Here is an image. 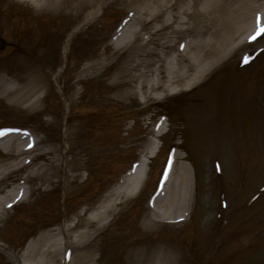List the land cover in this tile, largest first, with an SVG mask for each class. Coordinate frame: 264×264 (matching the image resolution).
<instances>
[{"label":"rangeland","instance_id":"1","mask_svg":"<svg viewBox=\"0 0 264 264\" xmlns=\"http://www.w3.org/2000/svg\"><path fill=\"white\" fill-rule=\"evenodd\" d=\"M149 1L162 0H0V78L6 86L33 88L23 103L0 95V130L38 139L33 152H43L0 181V195L27 188L0 214V244L10 254L41 232L89 220L159 125L144 188L115 199L94 243L97 259L84 264H131L129 251L140 254L139 264L145 257L155 264L161 252L168 264H264V35L248 37L257 14L264 22V0L234 11L229 6L242 0H195L194 12L190 0H167L155 20L137 26L149 31L162 15L181 20L184 31L166 24L153 34L149 52L132 56L135 38L120 30ZM217 7L224 23L212 18ZM225 33L240 43L210 65L209 48L189 44V55L208 52L189 63L187 78L206 65L195 83L186 85L185 78L142 95L152 67L162 69L158 55L173 59L189 41L214 43ZM140 65L144 80L137 89ZM9 157L0 148V159ZM169 162L188 170L190 203L180 220H152L148 203ZM34 169L42 175L27 177ZM87 224L90 230L96 222ZM7 253L0 250V264H17Z\"/></svg>","mask_w":264,"mask_h":264},{"label":"bare ground","instance_id":"2","mask_svg":"<svg viewBox=\"0 0 264 264\" xmlns=\"http://www.w3.org/2000/svg\"><path fill=\"white\" fill-rule=\"evenodd\" d=\"M94 0H89V3H92ZM195 0H190V5H187L194 12L193 3ZM167 0L162 1H149L146 5H143L141 8L135 7L136 13L138 14L137 19L131 17L127 18L126 23L121 27V34L129 33L130 38L133 40L135 38L134 51L132 56L138 55L140 52H149L151 40H153V34L155 31H159L160 28L165 26L166 24L170 26L173 31L180 32L184 31L182 28V21L179 19L167 17V19L158 18L159 24L157 26H153L149 31H143L138 24L146 22L150 20H155L157 17L155 16L161 10L160 6L165 5ZM242 3L243 6H248L250 8H254L253 2L249 0H242L237 4H232L229 10L237 9L238 4ZM215 5V3L213 2ZM241 5V6H242ZM226 6V5H225ZM216 7V5L214 6ZM187 8V7H186ZM190 9V10H191ZM218 14L212 16V18L218 23H224L223 17L220 15V8L217 7ZM133 10V9H132ZM184 10V9H183ZM181 11L180 14L184 11ZM135 12V10H133ZM157 12L155 15H153ZM231 15V14H230ZM145 17V18H144ZM154 17V18H153ZM235 20L236 17H233ZM135 22V23H134ZM234 24V21H233ZM245 28L236 29V32L243 33ZM197 34V33H196ZM251 34V31H250ZM126 35V34H125ZM214 36V43L208 40H192L187 43L185 48L176 49L177 53L173 57V59H165L164 53L158 55V57L162 59V69L159 70V64H156L151 69V77L145 81V89L144 91H140L142 95L145 97L148 96L149 92L153 89L161 87L163 91L167 90L169 86L172 84L178 85L180 81H183L187 78V68L191 65L189 63H194L193 61H198L199 56L204 57V55L208 52H198L194 51L189 55L187 53V48L190 46H194L195 50H198V45L204 44L211 51L212 58L211 60H207L206 64L210 65L218 60L224 58V56L228 55L232 50L235 49L238 43H240L236 38L231 34L225 33L224 35ZM124 37V36H123ZM232 38L231 43H228V39ZM167 41V40H165ZM116 47H119V44H116ZM121 47V46H120ZM182 52H179V51ZM152 51V49H151ZM179 52V53H178ZM188 58L187 64H181L178 62V59ZM141 66V65H140ZM198 66V65H197ZM206 65L202 67H197L194 74L191 77L187 78L186 85H190L194 81H197L202 73ZM143 70L136 69V84L135 88L141 89L142 87V76ZM142 76V78H141ZM195 83V82H194ZM33 87V85H32ZM33 88L29 85L23 86H6L4 80L0 78V95L4 97L7 102L11 103H23L29 99L30 95L33 94ZM38 98L32 99L33 102H37ZM31 107V106H29ZM31 108H34L32 105ZM159 128H157L152 135L151 141H149L143 150L140 152L139 157L135 165L128 170L121 177L118 184L109 190L105 195H103L102 200L96 206H94V212L86 220V222L74 221L72 224L60 225L56 229H49L47 231L41 232L33 237L30 240L24 249L18 255L14 253H7L9 256L17 264H84L86 260L91 259L93 262L97 259L93 256L94 243L96 242V238L101 229L104 226L108 225V216L111 214V210L113 208V204L115 199H120L122 196H134L138 192H140L144 187V182L146 180V170L147 164L149 162V158L158 150L156 148L155 138L159 136ZM39 140L36 139L30 140L27 138H23V134L19 133H0V148L2 151L7 153L11 158L10 161L3 162L0 159V181L11 171L22 168L27 165L30 160L34 157L35 154L33 151L36 150V143ZM38 170H31V175H27V177H36L41 176L42 172L39 174ZM44 175V174H43ZM45 179L48 180V176H44ZM189 172L186 167H180L179 170H175L172 164L167 168L166 175L162 179L160 186L158 187V191L154 194V196L150 199L148 205L150 206L149 212L146 217L156 221H176L180 220L189 206L190 201V181H189ZM26 177H24L23 181H26ZM27 195V188L22 186H14L11 189L5 191L2 195H0V214L3 209L17 201L18 199H23ZM107 199V200H106ZM107 202H106V201ZM149 219V220H150ZM87 221H94L96 225L94 229L89 230V225ZM82 224V229L80 231L75 232V236L69 239L71 229L76 228ZM76 231V230H75ZM5 251V249L0 248ZM72 250L76 251V253H72ZM139 253L135 251H129L128 257L132 260L131 264L138 263L139 264ZM145 261L144 264H149V257H145L143 259ZM155 264H168V260L163 255V253H159V255L155 259Z\"/></svg>","mask_w":264,"mask_h":264},{"label":"snow or ice","instance_id":"3","mask_svg":"<svg viewBox=\"0 0 264 264\" xmlns=\"http://www.w3.org/2000/svg\"><path fill=\"white\" fill-rule=\"evenodd\" d=\"M261 35H264V22H261V17L259 14H257V26L256 30L253 32V34L249 37L250 40L257 39Z\"/></svg>","mask_w":264,"mask_h":264}]
</instances>
